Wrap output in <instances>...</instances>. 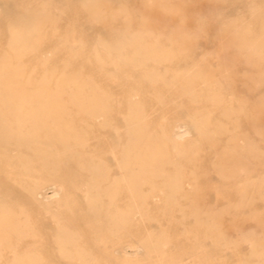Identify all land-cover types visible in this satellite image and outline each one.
<instances>
[{"label": "bare ground", "instance_id": "6f19581e", "mask_svg": "<svg viewBox=\"0 0 264 264\" xmlns=\"http://www.w3.org/2000/svg\"><path fill=\"white\" fill-rule=\"evenodd\" d=\"M185 1L173 0L171 10L161 0H141L143 10L139 32L118 43L108 40L109 36L103 31L93 40L94 48L81 58L75 57L72 51L64 53V48L69 49L74 42L80 46L92 42L90 34L75 28L76 20L73 17L65 16L67 27L59 31L56 25L59 17H53L43 6L30 13L27 7L29 0L8 1V9L0 17V39L6 45L0 53V264H54L47 255L53 245L68 260L85 261V255L91 257L89 249L80 247L76 235L78 231L66 222H59L60 215L52 208L54 203L67 205V200L63 198L66 187L82 190L85 210L93 213L100 228H105L107 234L111 235L115 227L123 228L136 212L126 206L116 211L111 209L115 194L129 196L132 205V196L138 195L144 181L142 178L156 175L162 170L163 161L168 159L167 144L178 154L184 151V146L176 141L177 134L171 135L172 125L162 115L164 99L172 93L167 85H174L176 94L188 96L192 101L209 102L214 106L222 103L215 71L205 67V63H202L205 69L202 68L197 61V54L189 52V57L180 58L181 64H184L169 77L171 81L166 80L165 74L159 75L156 69L144 65L147 61H169L189 50L190 34L183 30L181 23L168 33L171 45L165 47L156 39V34L152 32L153 22H150L151 18L174 14H180L181 22H184L186 12H193V9L190 11L184 7ZM17 5L24 8L22 15L15 16ZM83 8L91 19L101 22L106 15L114 16L121 12V7L115 10L105 0H86ZM256 10H260L264 17V7H256ZM198 13L194 11V14ZM259 24L254 34L251 33V27L231 34L228 32L230 27L224 25L212 34L217 39V44H214L218 45L214 52L217 55L218 76L230 81L236 76V70L229 65L236 59L226 57L224 47L227 45H236L238 53L245 56L248 64L264 61V18ZM234 27L238 28V25L234 24ZM59 37H63L64 42L57 45L56 39ZM54 47L56 49L50 50V54L44 52L46 48ZM108 63L116 66L111 72L106 68ZM247 78L259 84L264 80V72L255 70ZM116 79L119 88L112 91L111 82ZM195 79L199 81L195 83ZM197 84L202 86L196 90ZM140 95L142 98H137ZM153 97L156 99V108L149 113L146 107L151 105ZM252 110V117L256 122L260 121L259 125L264 129V99L257 101ZM114 111L123 114L124 130L121 134L112 122ZM231 111L228 107L223 114L229 117ZM156 117L163 119L161 122L155 121ZM209 124V118L204 115L195 122L205 140L221 142L219 157L229 160V165L220 167L221 171H245L249 161H239L259 157L251 149L245 148L244 151L240 135L223 137L222 132L218 134L211 130ZM253 124L256 125L255 122ZM106 127H111L114 135L109 136ZM163 127L168 129L163 130ZM261 134L264 133L261 131ZM104 135H108L106 146L103 145ZM161 137L170 139V143ZM106 153L111 154L112 164L106 161ZM112 166L117 167V172H113ZM47 182L52 183L45 186ZM171 188L181 187L178 185L174 188L171 185ZM48 192L51 194L48 195ZM100 192L106 199L102 198ZM24 196L29 197L28 203L23 202ZM38 206L55 220L54 232L51 237L42 234L41 240L30 241V236L36 235L33 224L39 223L32 210ZM165 242L164 236H157L148 230L139 241L112 247L111 251L117 255H109L108 258L126 262L135 253L157 251ZM260 253L262 259L264 249Z\"/></svg>", "mask_w": 264, "mask_h": 264}, {"label": "rangeland", "instance_id": "374dc122", "mask_svg": "<svg viewBox=\"0 0 264 264\" xmlns=\"http://www.w3.org/2000/svg\"><path fill=\"white\" fill-rule=\"evenodd\" d=\"M8 1L10 2V0H0V17L8 9ZM85 1L41 0L38 2L29 0L27 7L28 10H31L28 12L31 13L43 6L53 17H59V22L56 24L59 31H63L67 27L65 16H71L76 20L74 24L77 30L92 36V42L87 46H80L74 42L69 49L64 48V53L72 51L77 58L85 56L89 50L94 48L93 40L103 31L109 36L107 37L108 40L118 43L128 40L129 36L139 32L142 22L140 14L143 10L141 0H114L113 2L112 0H105L115 10L121 7V12L114 16L106 15L103 22L93 20L88 16L83 8ZM172 1L161 0L164 6L171 10L173 9L171 7ZM186 1L184 7L187 10L191 9L190 11L193 9V12H186L187 18L184 22H181L180 14L151 18L150 22H153L152 32L156 34V39L162 42L165 47L171 45V40L167 38L168 33L173 32L181 23L183 30L190 34L189 50L169 61L157 63L147 61L144 65L156 69L155 71L159 75L165 74L166 80L171 81L170 78L173 73L179 71L184 64H181L180 58L185 59L191 53L197 54L199 65H202L204 69L205 67L211 68L210 70L216 73L215 77L219 80L218 90L223 100L221 105L214 106L209 102L189 100L188 96L176 94L175 86L168 84L167 87L172 93H169L170 95L166 96L165 99L163 98L162 108L164 112L162 115L164 120L172 125L171 135L177 134L176 138L178 139L176 141L182 147L184 146V151L178 154L170 144H167L166 148L169 154L167 153L168 159L163 161L162 170H159L156 175H146L142 178L144 181L139 187L138 195L132 196L134 199L132 205L129 196L124 197V193L115 194V201L111 204V209L116 211L126 206L125 208L129 207L136 212L131 215L123 228L115 227L111 235L107 234L105 228H100L93 213L85 210L86 205L82 190L67 186L63 195V198L67 200V205L54 203L52 208L54 211H58L59 222H66L72 226L71 228L78 231L76 235L80 247L85 250L89 249L92 254L91 257L85 255V261L68 260L63 258L53 245L49 248L47 255L51 257L54 264H264V257L260 259V252L264 249V243H262L264 242V202H262L264 201V163H262L264 162L262 161L264 160V134H261V131L264 133V129L260 127V121L256 122L252 117L253 105L264 99L262 97L264 96V80L259 84H254L247 78V75L255 70L264 72V61L248 64L245 62V56L238 53L236 45H227L224 47L226 57L236 59L233 64L229 63L236 70L234 79L236 81L218 76L216 72L217 55L214 53L218 49V45H216L217 39L212 36L217 32L216 29L223 25L230 27L228 32L231 34L243 30L244 27H251L253 29L252 34L257 32L259 23L264 17H262L260 10H256V7H264V2H262L264 0ZM171 10L169 13L172 12ZM196 10L199 11L198 14H194ZM24 12L21 5L16 6L15 16L22 15ZM234 24L238 25V28H235ZM56 40L57 45L61 41L64 42L63 37ZM125 47L129 48V46ZM5 48V41L0 39V53ZM54 49L56 48H46L44 52L50 54V50ZM207 62L211 65H208ZM202 63H205V67ZM115 67L112 63L106 64V68L110 72ZM198 81L195 79L194 82L197 83ZM111 83L113 86L111 90L117 91L119 88L117 79ZM200 86L202 84H197L196 90ZM137 98L140 99L142 96ZM147 98L150 96L147 95ZM244 102L246 104H243ZM155 103L156 99L153 97L152 103L146 107V111L152 113L156 108ZM228 107L232 111L229 117H226L223 113ZM183 109L187 112L185 113ZM122 115V112L114 111V121L112 120L120 134L124 130ZM202 115L209 118L211 130L218 134L222 132L223 137L230 134L240 135L244 151L245 148L251 149L252 152L259 155L257 158L249 157L239 161L245 163L249 161L246 164L247 170L234 173H225L220 170V167L229 165V160L219 157L222 151L221 142H211L200 135V130L196 127L195 122ZM163 118L156 117L155 121L161 122ZM167 129L163 127V130ZM157 130L160 131L161 129L157 128ZM105 131L109 136L114 135L111 127H106ZM186 131L188 132L186 133ZM108 135L103 136L104 146L108 142ZM166 139V137L162 138L163 141L170 143V139H167L168 141ZM105 158L108 163L112 164L110 153H106ZM112 170L114 173L117 172V167L112 166ZM51 183L47 182L45 186ZM171 185L174 188L180 185L181 188L173 190ZM47 190L49 191V189ZM47 194L50 195L51 192ZM100 194L103 199H106L103 192ZM60 196H62L61 193ZM24 197L23 202L28 203L29 197ZM126 201L127 204H130H128L129 206ZM34 209L32 214L35 219L39 220V223L36 225L32 223L36 235L30 236L29 240L39 241L42 239V237L40 238L42 234L51 237L54 232L55 220L40 206ZM148 230L153 231L157 236H164L166 238L165 246L162 245L157 251L151 253H135L129 256L126 262L111 261L108 258L109 255H117L111 251L112 247H118L129 241H139L144 237L145 231ZM8 258L7 260H9Z\"/></svg>", "mask_w": 264, "mask_h": 264}]
</instances>
